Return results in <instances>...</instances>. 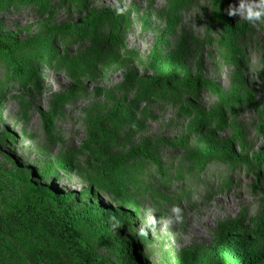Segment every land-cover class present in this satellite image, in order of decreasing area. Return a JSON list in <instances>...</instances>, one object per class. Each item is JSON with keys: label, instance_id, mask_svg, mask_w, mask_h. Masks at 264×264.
<instances>
[{"label": "rangeland", "instance_id": "374dc122", "mask_svg": "<svg viewBox=\"0 0 264 264\" xmlns=\"http://www.w3.org/2000/svg\"><path fill=\"white\" fill-rule=\"evenodd\" d=\"M230 3L0 0V33L16 40L0 51V167L64 193L73 211L105 216L135 257L86 221L73 225L111 264H174L182 248L209 246L219 221L250 230L264 214V163L254 158L263 147L264 19L228 16L227 27ZM166 17L174 25L153 69ZM11 58L27 73L12 75ZM102 173L122 183V198ZM150 216L155 226L138 236ZM253 249L264 250V236Z\"/></svg>", "mask_w": 264, "mask_h": 264}, {"label": "trees", "instance_id": "16d2710c", "mask_svg": "<svg viewBox=\"0 0 264 264\" xmlns=\"http://www.w3.org/2000/svg\"><path fill=\"white\" fill-rule=\"evenodd\" d=\"M221 19L227 27L230 25L226 14ZM173 25L174 20L166 17V26L150 49L149 65L153 69L159 65L160 47ZM15 44V39L0 33V51L8 53ZM11 60L9 71L12 75L27 73L19 59ZM155 84L166 85L163 79L156 80ZM51 120L48 116L46 129L50 128ZM254 158L264 163V133L263 147ZM101 176L107 184L114 186L117 200L124 196L121 182L109 173ZM64 197V193L44 190L41 185L0 167V264H111L98 256L75 229L73 221L80 219L99 230L127 258L136 256L133 245L111 233L105 216L90 213L89 209L73 211L64 203ZM92 216L97 217L99 223ZM263 236L264 214L250 230L233 220L219 221L209 246L182 248L174 264H264V250L253 249Z\"/></svg>", "mask_w": 264, "mask_h": 264}, {"label": "clouds", "instance_id": "9594fccd", "mask_svg": "<svg viewBox=\"0 0 264 264\" xmlns=\"http://www.w3.org/2000/svg\"><path fill=\"white\" fill-rule=\"evenodd\" d=\"M117 14H120L122 9L117 7L115 9ZM224 12L227 16L237 15L242 17V19L249 23L255 25L257 22H260L264 19V0H237V3L233 6L231 3L224 9ZM171 214L174 217V222H181V209L179 207L173 206L171 208ZM111 221L113 227H118L120 221L116 217H112ZM169 222H173L170 220ZM156 219L153 216H150L145 224L137 229L138 236H146L148 233L146 228L149 226L154 227Z\"/></svg>", "mask_w": 264, "mask_h": 264}]
</instances>
